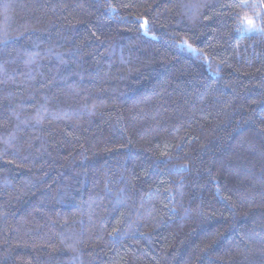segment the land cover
<instances>
[{"label":"trees","instance_id":"trees-1","mask_svg":"<svg viewBox=\"0 0 264 264\" xmlns=\"http://www.w3.org/2000/svg\"><path fill=\"white\" fill-rule=\"evenodd\" d=\"M0 264H264V0H0Z\"/></svg>","mask_w":264,"mask_h":264},{"label":"snow or ice","instance_id":"snow-or-ice-1","mask_svg":"<svg viewBox=\"0 0 264 264\" xmlns=\"http://www.w3.org/2000/svg\"><path fill=\"white\" fill-rule=\"evenodd\" d=\"M248 23H249V24H251V23H252V21H251V20H249V21H248Z\"/></svg>","mask_w":264,"mask_h":264}]
</instances>
